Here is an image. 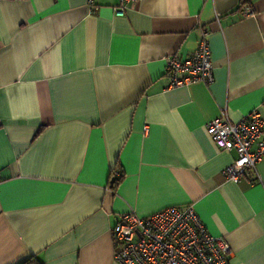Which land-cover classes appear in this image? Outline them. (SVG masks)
Wrapping results in <instances>:
<instances>
[{
    "label": "crops",
    "instance_id": "obj_1",
    "mask_svg": "<svg viewBox=\"0 0 264 264\" xmlns=\"http://www.w3.org/2000/svg\"><path fill=\"white\" fill-rule=\"evenodd\" d=\"M118 2L0 0V264H119L121 215L188 205L231 264H264V161L227 181L206 131L264 119V0ZM203 32L213 82L168 89Z\"/></svg>",
    "mask_w": 264,
    "mask_h": 264
},
{
    "label": "built area",
    "instance_id": "obj_2",
    "mask_svg": "<svg viewBox=\"0 0 264 264\" xmlns=\"http://www.w3.org/2000/svg\"><path fill=\"white\" fill-rule=\"evenodd\" d=\"M138 1L119 0L114 7L115 15L124 17L129 5ZM86 3L91 10L96 9L95 0H86ZM165 63L168 89L193 83L210 85L214 80L206 32L186 60L171 56ZM206 131L219 150L237 154L223 170L225 179L238 184L247 177L256 183L257 166L264 161L261 113L255 110L241 122L232 123L223 110L218 118L206 124ZM112 233L115 261L119 264H231L228 243L209 234L193 205L168 207L146 218L133 212L123 214Z\"/></svg>",
    "mask_w": 264,
    "mask_h": 264
},
{
    "label": "trees",
    "instance_id": "obj_3",
    "mask_svg": "<svg viewBox=\"0 0 264 264\" xmlns=\"http://www.w3.org/2000/svg\"><path fill=\"white\" fill-rule=\"evenodd\" d=\"M115 173L117 174V177H118L116 180L120 181V178H122V174L120 175V173L118 171H115ZM117 181H116V183H117ZM21 264H42V263L37 258L32 257L29 260H27Z\"/></svg>",
    "mask_w": 264,
    "mask_h": 264
}]
</instances>
